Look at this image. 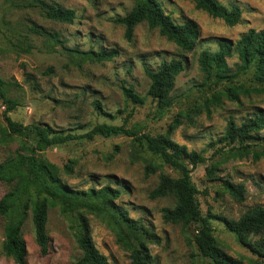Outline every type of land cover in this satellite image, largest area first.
Returning a JSON list of instances; mask_svg holds the SVG:
<instances>
[{"label":"rangeland","instance_id":"374dc122","mask_svg":"<svg viewBox=\"0 0 264 264\" xmlns=\"http://www.w3.org/2000/svg\"><path fill=\"white\" fill-rule=\"evenodd\" d=\"M32 1L0 0V78L6 83L8 97L14 104L8 113L11 120L75 135L89 131L98 123L124 125L157 137L178 114L197 109L195 116L192 112L191 123L180 118L181 124L172 132L171 139L204 158L191 174L201 213L213 217L210 222L214 238L225 253L244 264H263L260 257L236 242L220 219L237 220L248 208L264 206V159L255 160L251 154L227 158L224 154L232 145L225 146L218 140L228 122L240 125L262 113L264 94L241 95L238 103L222 99L220 106H211L206 112L203 102L222 89L221 85L204 79L199 71L198 57L203 50L216 51L222 39L234 43L250 29L259 31L264 21V0H216L226 7L237 6L241 10V19L235 26H227L197 10L190 0H157L163 12L176 24L186 21L196 24L199 36L191 51L179 49L144 23L134 29L131 41H126L124 28L113 23V19L125 16L135 0H53L52 4L74 11L71 24L47 20L38 7L31 6ZM46 2L50 3L49 0ZM31 26L57 33L66 49H114L117 55L107 62L80 64L61 46H55L54 50L46 48L48 40L31 34ZM176 60L182 61L184 70L177 76L170 94L171 107L161 115L157 103L147 96L150 81L145 69L153 71L162 62ZM227 63L235 73L236 57L227 59ZM236 82L250 89L260 87L250 71L239 74ZM121 85L131 87L144 99L143 103L134 105L125 101ZM95 101L100 104L99 110L93 106ZM4 111L5 106L0 101V164L13 157L19 145H34L30 137L3 138ZM252 135L255 138L245 143L257 151L263 150L264 129ZM41 156L60 170L61 180L72 190L110 187L119 191L114 205L125 210L129 218L156 238L147 243L153 264H209L208 260L198 256L191 242L196 233L195 225L183 227L163 221L162 210L172 208L174 200L169 196L154 199L149 196L161 172L173 178L176 174L130 138L96 136L92 140L78 139L49 147ZM66 165L71 168V173L64 170ZM147 165L157 170L146 171ZM211 168L212 174H208L207 169ZM226 181L235 186L243 185L242 202L230 195L224 184ZM9 189L0 182V199ZM71 215L64 218L58 206L48 210L47 253L41 255L34 241L30 210L26 211L21 232L27 264H74L80 251L70 224L79 223L81 217L88 222L95 248L110 264H130L129 254L116 236L118 226L114 209L107 206L99 214L80 209ZM17 217V211L7 218L0 216V264H15L1 253V245L4 225ZM250 240L264 241V233L252 236Z\"/></svg>","mask_w":264,"mask_h":264},{"label":"trees","instance_id":"16d2710c","mask_svg":"<svg viewBox=\"0 0 264 264\" xmlns=\"http://www.w3.org/2000/svg\"><path fill=\"white\" fill-rule=\"evenodd\" d=\"M46 1L48 0H33L31 6L38 7L47 20L61 24L73 22L74 11L52 4L53 0H49L50 3ZM190 1L197 10L221 20L227 26H235L241 19V10L237 6L226 7L216 0ZM113 23L124 28L126 41H131L134 29L144 23L150 30H157L161 36L183 51L193 50L199 36L198 27L194 22L186 21L183 24H176L170 15L163 12L157 0H135L130 11L123 17L113 19ZM29 31L33 35L48 40L46 48L49 50H54L57 45L61 46L70 56L77 58L80 64L107 62L117 55L114 49L100 51L66 49L57 33L47 32L36 26H31ZM232 56H235L237 60L234 65L235 73L231 72L227 63V59ZM198 67L204 79L217 86L221 85L222 89L212 93L210 98L203 102L206 112L211 106H220L223 103L222 99L238 103L241 95L247 97L250 94H264V21L259 31L250 29L234 43L222 39L218 42L216 51H201ZM183 70L184 66L180 60L162 62L153 71L145 69V75L150 81L147 96L157 103V109L161 115L171 107L170 94L177 76ZM249 71L260 85L259 88H246L236 82L239 74ZM120 90L125 101L134 105L143 103L144 99L140 98L131 87L121 85ZM0 101L5 106L3 138L30 137L34 142V145L30 147L19 145L14 156L0 164V182L10 187L0 199V216L7 218L14 211L18 212L15 221H8L4 225L1 253L6 258L12 259L15 264H27L21 228L28 209L35 244L40 254L45 255L49 240L46 232L47 212L50 208L58 206L60 214L67 219L74 211L80 209H85L91 214H99L109 206L115 210L118 226L116 236L120 245L128 252L130 264H153V257L147 243L156 241V238L140 223L129 218L125 210L114 205L113 200L118 198L119 191L110 187L86 191L72 190L61 180L60 170L41 156V153L49 147L78 139L92 140L96 136L103 138L124 136L158 157L162 164L176 174L173 178L161 172L158 175L157 185L149 194L151 199L169 196L174 200L172 208L162 210L163 221L180 224L183 227L195 225L196 233L191 238V242L195 245L198 256L208 260L209 264H244L229 256L217 245L210 222L213 217L201 213L197 200L198 191L191 181V174L198 164L204 162V158L171 139L172 132L181 124L180 118L184 117L191 123L192 112L195 116L198 113L197 109L178 114L166 131L157 137L141 133L140 130L126 128L124 125L106 123L95 124L89 131L75 135L57 133L48 126L22 125L12 121L8 113L14 104L8 97L6 83L1 78ZM93 106L95 110L100 109L97 101L93 103ZM262 129H264V111L246 119L240 125H235L233 121L228 122L223 136L218 140L225 146L232 145L224 155L227 158H242L251 154L255 160L264 159V149L257 151L252 148V145L245 143L247 140H253L255 137L252 134H257ZM150 169L152 172L157 170L147 165L146 171ZM64 170L67 173L72 172L67 165ZM207 173L212 174V168L207 169ZM224 184L236 201H243V185L235 186L227 181ZM220 221L241 247L254 256L260 257L264 262V241L250 240V237L264 233V206L255 205L248 208L237 220L221 218ZM70 229L80 251V256L74 264H110L106 257L95 248L85 217H81L79 223L70 224Z\"/></svg>","mask_w":264,"mask_h":264}]
</instances>
